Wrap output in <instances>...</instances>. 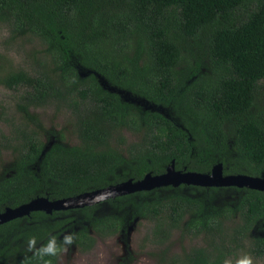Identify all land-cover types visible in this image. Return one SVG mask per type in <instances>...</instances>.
Instances as JSON below:
<instances>
[{
    "label": "trees",
    "instance_id": "1",
    "mask_svg": "<svg viewBox=\"0 0 264 264\" xmlns=\"http://www.w3.org/2000/svg\"><path fill=\"white\" fill-rule=\"evenodd\" d=\"M0 25L9 42L45 48L29 68L0 54V86L18 93L15 114L3 113L0 212L161 175L173 161L264 179V0H0ZM52 105L75 118L78 145L46 146L32 109ZM140 221L151 245L174 234L206 243L167 247L162 264H224L245 242L264 261V192L182 185L0 225V264H59ZM51 238L56 255L41 256Z\"/></svg>",
    "mask_w": 264,
    "mask_h": 264
},
{
    "label": "rangeland",
    "instance_id": "2",
    "mask_svg": "<svg viewBox=\"0 0 264 264\" xmlns=\"http://www.w3.org/2000/svg\"><path fill=\"white\" fill-rule=\"evenodd\" d=\"M9 31L0 25V54L5 56L6 65L14 69L19 66L29 68L36 65V58H40L45 51L38 41L11 43L8 41ZM209 72V70H206ZM264 93V91H263ZM18 93L0 86V136L7 134L11 130V124L5 119L9 114H15V103ZM263 96H260L259 103L263 104ZM33 112L41 117L46 130L44 142L49 146L55 141H61L68 145H78L77 126L75 118L64 108H57L56 105L32 109ZM9 114L3 115L4 112ZM123 136L128 142L135 141V137L129 131L124 130ZM11 160L10 152L2 151L0 164H5ZM149 224L146 221H140L130 227L128 231L118 237L106 240H98L95 248L87 253L78 250L72 252L66 251L59 260V264H162L161 250L169 247L170 255L181 254L184 250L191 247H204L206 243L202 238L180 240L178 234H174L171 241L165 246L159 247L146 242V235ZM244 249L240 248L235 256H230L229 261L232 264L245 257L250 256L252 264H264L262 259L255 257L248 252L250 244L244 243Z\"/></svg>",
    "mask_w": 264,
    "mask_h": 264
},
{
    "label": "water",
    "instance_id": "3",
    "mask_svg": "<svg viewBox=\"0 0 264 264\" xmlns=\"http://www.w3.org/2000/svg\"><path fill=\"white\" fill-rule=\"evenodd\" d=\"M182 185L202 188L237 187L264 192V179L246 174L226 175L222 163L213 166L209 174H203L176 170L175 162L173 161L164 174H148L140 181L135 182L133 180H128L117 185L108 186L65 199L38 197L17 208H7L4 212H0V225L30 216L34 212H45L51 215L54 212L96 206L110 199L141 191H153L168 186L177 188Z\"/></svg>",
    "mask_w": 264,
    "mask_h": 264
},
{
    "label": "clouds",
    "instance_id": "4",
    "mask_svg": "<svg viewBox=\"0 0 264 264\" xmlns=\"http://www.w3.org/2000/svg\"><path fill=\"white\" fill-rule=\"evenodd\" d=\"M32 243L33 241H29L30 246ZM63 243L66 245H70L72 243V236L70 234L65 235L63 238ZM57 251L58 247L55 238L49 239L48 242L39 250L41 256H55ZM45 264H50V261H45ZM224 264H230V262L225 261ZM236 264H252V259L250 256H245L239 259Z\"/></svg>",
    "mask_w": 264,
    "mask_h": 264
}]
</instances>
